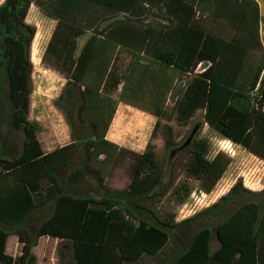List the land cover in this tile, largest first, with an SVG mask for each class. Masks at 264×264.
Instances as JSON below:
<instances>
[{
  "label": "trees",
  "instance_id": "16d2710c",
  "mask_svg": "<svg viewBox=\"0 0 264 264\" xmlns=\"http://www.w3.org/2000/svg\"><path fill=\"white\" fill-rule=\"evenodd\" d=\"M194 4L207 6L210 20L228 25L233 35L226 39L217 27L194 22ZM32 5L57 21L42 57L43 67L75 89V120L81 126L87 124L92 133L83 146L87 162L69 172L63 183L57 173L71 165L73 144L45 154L38 141L40 128L28 120L30 49L36 29L26 23V17ZM145 8L163 11L171 26H136L131 21ZM118 16L124 23L103 26ZM260 19L253 0H4L0 5V73L7 81L10 128L23 134V142L16 157L0 156V264H35L31 251L41 237L59 239L58 249H70L74 264H136L146 257L161 256L170 246V264H264V210L259 203L240 205L213 231L199 224L179 241L177 231L198 225L199 218L217 204L179 223L170 215L157 218L141 206L162 180L153 147L148 143L138 155L105 140L115 111L109 108L107 95L120 84V102L161 119L166 97L159 99L160 85L167 82L169 94L174 77L182 75L189 79L174 106L177 125L187 126L201 111L203 124L211 131L264 162V58L253 60L260 48ZM86 32L91 36L74 58L76 39ZM120 50L130 56L141 54L137 64L149 63L117 68ZM200 64L207 67L194 74ZM159 126L157 122L151 139ZM164 136L168 143L169 128ZM71 137L76 142L73 132ZM170 149L173 154L175 149ZM111 152L116 159L122 153L132 159L130 182L124 191H107L102 171L91 169L88 163L91 155H104L107 160ZM209 152L207 140L195 139L185 163L186 177L196 181L205 194L215 189L230 165L223 153L209 159ZM86 175L94 177L104 196L83 197L65 191L77 188ZM169 190L180 195L181 203L190 195L186 185L177 187L173 180L166 193ZM262 194L264 189L253 193L238 181L217 203L237 195ZM49 206L51 213L29 234L24 229L29 217ZM143 212L152 219L143 217ZM220 213L213 215L219 218ZM11 235L22 246L21 255L15 258L5 251ZM212 237L218 244L215 251H211Z\"/></svg>",
  "mask_w": 264,
  "mask_h": 264
},
{
  "label": "rangeland",
  "instance_id": "374dc122",
  "mask_svg": "<svg viewBox=\"0 0 264 264\" xmlns=\"http://www.w3.org/2000/svg\"><path fill=\"white\" fill-rule=\"evenodd\" d=\"M44 3L51 0H43ZM236 1L238 3L243 2ZM257 4L260 16L259 25V42L260 48L253 53L254 62H259L264 58V5L263 0H253ZM4 0H0V5ZM193 21L198 22L206 27H217L221 37L229 38L233 35V30L221 22H213L208 15L207 6L194 4ZM137 19H132L139 28H164L171 26L168 18L163 11L157 9L145 8L136 16ZM121 16L108 19L103 26H107L113 22L124 23ZM26 23L36 29V37L30 49V60L32 63L31 80V95L29 97L28 120L37 124L40 128L38 133V141L41 147L45 150H54L56 148L66 147L73 144L74 155L71 165L60 170L57 175L63 183L68 173L73 171L75 167L84 164L88 156L85 155L83 146L86 141L92 136L90 127L85 124L81 126L75 120L74 97L75 89L66 87V82L56 72L50 69H45L42 64V57L48 47L50 39L55 29L54 20L46 17L35 6H31ZM126 56H123L125 60ZM126 64L127 61H122ZM121 63V64H122ZM206 64L197 66L194 74H199L206 68ZM262 77L264 78V70ZM188 77L176 75L170 86L169 94L164 105V113L161 119L142 112L135 108H125L126 121L119 130L112 129V125L107 133V140L117 145L120 149L142 154L148 143L153 147V152L156 156L157 163L162 169V180L160 186L154 190V194L146 198L141 206L153 213L157 218H164L166 215L174 217L176 223L187 220L193 216L205 212L213 205L217 204V208L211 209L207 214L196 222L198 225L190 228L187 227L183 232L177 231L175 236L179 241L185 240L189 234V230L197 229L199 224L206 225L212 231L215 225L225 216L231 214L240 205L248 202H256L261 205L264 210V194L258 197H248L237 195L229 198L226 201L217 203L218 200L224 197L229 190L238 182L241 181L243 188L253 193H260L264 189V162L254 157L252 154L222 138L209 127L203 124L202 112L196 113L195 117L185 127H180L175 122L174 106L181 95L185 81ZM119 88L113 92L112 100L118 102ZM142 104V101L139 102ZM119 107L122 105L118 104ZM11 109L8 102V87L7 81L3 73H0V156L3 158L16 157L22 149L23 134L15 133L11 130L9 124V113ZM137 113V116H134ZM139 115L148 119V128L143 137L132 138V131L135 128L139 129L140 125L134 120ZM66 118L72 124V131L68 126ZM103 118H106L103 117ZM104 120V119H102ZM159 122L160 126L156 131L155 137L151 139V134L155 124ZM132 126V127H131ZM167 128L171 130V137L166 143L165 132ZM74 134L76 142L73 141L71 135ZM195 139H205L210 145L208 158H213L217 153H223L230 159V165L219 181L215 189L210 194L201 192L198 188V183L192 179H188L185 175V163L188 157V148L190 143ZM172 147L175 149L173 154L170 153ZM116 153L111 152V156L106 160L104 155H91L88 163L93 170H100L103 173L104 188L107 191H124L127 189L130 182L129 168L132 162L131 157L126 153L116 159ZM174 182L175 186L186 185L190 191L189 197L183 202H180V195H176L172 191L166 193L167 186L170 181ZM67 193L79 195L83 197L101 198L105 195L104 190L100 189L96 180L92 175H86L82 183L75 189L65 188ZM221 212L219 218L214 217V213ZM51 213L50 206L39 210L33 215L32 219H28L24 229L33 235L38 222L34 219L42 220ZM143 217L150 219L151 216L143 212ZM152 219V218H151ZM150 219V220H151ZM180 234V235H179ZM14 239L10 240V244ZM45 241L40 243L43 247ZM217 242L212 237V247L215 248ZM172 247L170 246L161 256L157 258H143L136 264H170V254ZM49 250H39L41 258L48 259ZM45 254V256L43 255Z\"/></svg>",
  "mask_w": 264,
  "mask_h": 264
},
{
  "label": "crops",
  "instance_id": "0c3cea01",
  "mask_svg": "<svg viewBox=\"0 0 264 264\" xmlns=\"http://www.w3.org/2000/svg\"><path fill=\"white\" fill-rule=\"evenodd\" d=\"M54 22L56 25L57 21L54 20ZM36 34H35V37H36ZM90 36H91V34L86 32L83 36L76 39V50L74 53V58H77L79 56L82 47L84 46V44L86 43V41L89 39ZM35 37H34V39H35ZM119 53H121V54L118 57L117 62H116L117 68H134V67H136V65H140L141 63L144 65L149 63V60H145L144 62L140 61L137 64V57L142 58L141 54L132 53V56H130L129 54L124 53V51H122V50H120ZM123 56H126L125 57V60L127 61L126 64L121 62V60L125 61ZM104 67H105V65L103 66V68ZM156 68H158V66H156ZM261 77H262V75H261ZM63 80H65V79H63ZM65 82L67 83L66 80H65ZM119 88H122V84H120L114 92H116ZM120 91H121V89H120ZM163 95L166 97V100H167V97H168V83L167 82H165L164 86L160 85V92L158 94L160 100L163 98ZM112 97H113V93L110 95H107V98L109 99V101H108L109 108L110 109L112 107L115 108L114 116H113L112 121L109 125V128L112 125V129L119 130L121 128V126L123 125V123L127 119L125 116V113H126L125 108H135V107H133L130 104L120 102L119 100L116 103V102H114V100H112ZM118 104L119 105L121 104L122 106L119 107ZM135 109H137V108H135ZM138 110H140V109H138ZM140 111H142V110H140ZM142 112H144V111H142ZM135 115L137 116V113H134V116ZM134 120L138 123V125H140V127H139V129L135 128L134 130H131L132 131V138H134L136 136L143 137L147 131V128H148V122H149L148 119L147 118L145 119L144 117H142V115L138 114V117H136L135 119H133V117H132V122H134ZM109 128H108V130H109ZM108 130H107L106 135H105L106 141H108L107 140ZM54 150H45L42 148V151L45 154L51 153ZM34 214H32L29 218L32 219ZM42 220L34 219V222L39 223ZM11 239H14V241L10 244ZM42 241H45V243H44L43 247H40V243ZM60 243H61V241L59 239H53V238H49V237H41L40 239H38L36 247L33 248L31 251L32 256L35 259V264H74L72 259H71L70 249L64 251L61 248L59 250L58 248L60 247ZM21 248H22V246L18 243V239L15 235H11L8 237L7 242H6V249H5L7 255H9L13 258L18 257L21 255ZM217 248H218V244H217V246H215V248H213L212 247V241H211V251H215ZM39 250L40 251L41 250L42 251L43 250L44 251L49 250V252H44L48 256L47 260L45 258L40 257ZM45 254H43V255L45 256Z\"/></svg>",
  "mask_w": 264,
  "mask_h": 264
},
{
  "label": "built area",
  "instance_id": "2783aa9c",
  "mask_svg": "<svg viewBox=\"0 0 264 264\" xmlns=\"http://www.w3.org/2000/svg\"><path fill=\"white\" fill-rule=\"evenodd\" d=\"M232 1H242V0H232ZM201 65V64H200ZM200 65H198V66H200Z\"/></svg>",
  "mask_w": 264,
  "mask_h": 264
}]
</instances>
